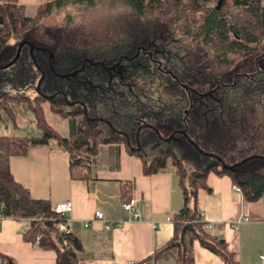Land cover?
<instances>
[{"label": "trees", "instance_id": "obj_1", "mask_svg": "<svg viewBox=\"0 0 264 264\" xmlns=\"http://www.w3.org/2000/svg\"><path fill=\"white\" fill-rule=\"evenodd\" d=\"M90 1L46 0L30 19L16 0L0 1V67L24 41L47 50L24 45L14 65L0 69V119L2 112L11 115L9 103L23 104L41 132L0 136V214L29 220L24 240L53 251L55 264H78L81 241L57 228L65 221L47 201L32 199L14 181L9 158L55 141L68 154L69 176L91 182L90 157L99 146L124 144L141 159L146 176L172 171L182 192L173 235L154 251V261L195 264L197 242L223 264H239L200 217L198 191L208 189L212 172L229 176L246 203L264 196V0H221L219 8L220 0H108L118 12L108 32L119 46L104 60L87 54L74 28L46 27L47 41L34 42L37 25L50 12ZM140 47L150 54H139ZM121 57L127 59L111 69ZM87 59L95 64L78 75L56 76L80 69ZM45 104L68 119V137L47 123ZM120 191L121 202H128L131 184L121 182ZM0 264L12 263L0 255Z\"/></svg>", "mask_w": 264, "mask_h": 264}, {"label": "crops", "instance_id": "obj_2", "mask_svg": "<svg viewBox=\"0 0 264 264\" xmlns=\"http://www.w3.org/2000/svg\"><path fill=\"white\" fill-rule=\"evenodd\" d=\"M16 2L25 8V16L30 19L36 7L46 0ZM10 110L14 129L21 131L22 126L28 125L41 136L26 105ZM52 114L45 110L48 124L50 117L60 118ZM90 163L93 181L72 179L67 152L50 141L47 146L30 147L23 156L10 157L9 169L14 181L32 199L47 201L51 207L71 203L67 227L82 244L78 264H129L145 259L164 246L173 235L172 217L183 207L182 192L174 173L165 171L146 176L141 159L130 154L124 144L100 145L98 153L90 157ZM123 181L131 184L130 199L137 201L138 221H128V214L122 210L120 183ZM206 182L208 189L198 191L202 220L227 244L239 264H264V196L257 202L246 203L242 192L233 189L234 184L227 175L211 172ZM96 211L103 213L104 220L94 219ZM243 218L247 221H241ZM88 222L90 225L85 227ZM115 222L120 225L105 228L106 224ZM28 228V220L1 222L0 255L12 264H55L53 251L41 250L24 240ZM193 255L195 264H223L197 242ZM155 264L174 262L161 260Z\"/></svg>", "mask_w": 264, "mask_h": 264}, {"label": "rangeland", "instance_id": "obj_3", "mask_svg": "<svg viewBox=\"0 0 264 264\" xmlns=\"http://www.w3.org/2000/svg\"><path fill=\"white\" fill-rule=\"evenodd\" d=\"M0 1L4 2L5 0ZM108 2V0H92L90 3L83 4L67 2L61 11L53 10L40 21L33 33L34 42L42 44V42L47 41V37L43 34L46 27L74 28L82 46H86L84 48L89 49L87 53L89 56L92 58L97 57L101 60L107 59L114 55L115 50L119 46V39L115 35L111 39L108 32V23L114 19L116 13L118 14L115 9L107 7ZM259 65L264 67V60L260 61ZM9 106L10 108H17L18 105L9 103ZM44 108L46 111L49 110L47 104L44 105ZM57 116L60 118L55 119L49 116V125L60 135L68 137L70 134L68 119H64L60 114H57ZM10 118L11 116L7 112L1 113L0 136L12 135L21 137L24 135L30 138L40 137V134H37L38 132L35 133L28 125L22 126V130L17 131L14 129ZM79 119L77 118V120ZM171 170H173V167H171Z\"/></svg>", "mask_w": 264, "mask_h": 264}, {"label": "built area", "instance_id": "obj_4", "mask_svg": "<svg viewBox=\"0 0 264 264\" xmlns=\"http://www.w3.org/2000/svg\"><path fill=\"white\" fill-rule=\"evenodd\" d=\"M233 189L237 192H240V188H238L235 185L233 186ZM121 207H122L123 212L128 214V221H138L140 219V214L137 210V201L135 199H130L128 202L122 203ZM71 209H72V207H71L70 202L59 203V204H56V205L51 207V210L53 213L59 215L61 218L64 219L65 223L58 224L57 228L61 232L66 233V234L70 233L69 228L67 227V217L69 216ZM200 217H202V214H200ZM6 219L7 218L3 217L0 214V223ZM94 219L95 220H104L103 213L100 211H96L94 213ZM167 220L170 221L169 218H167ZM241 221H247V219L243 218V219H241ZM29 224H30V221H29ZM238 224H239V222H237L236 225H234V227L236 228V226ZM89 225L90 224L88 222L85 224V227H88ZM119 225H120V222L108 223L105 225V228L108 229L110 227H118ZM153 227L155 228L156 226L154 225ZM207 227H208V229H210V225H207ZM26 231H25V233H26ZM129 264H155V261L153 259V254H151L148 257H146L145 259H142L140 261H131Z\"/></svg>", "mask_w": 264, "mask_h": 264}, {"label": "water", "instance_id": "obj_5", "mask_svg": "<svg viewBox=\"0 0 264 264\" xmlns=\"http://www.w3.org/2000/svg\"><path fill=\"white\" fill-rule=\"evenodd\" d=\"M220 4H221V0L218 2L216 8H219V5H220ZM24 45L30 47V49H31L32 51H38V52L47 51V50L44 49V48H40V47L35 46L33 43H31V42H29V41H24V42L20 43V45L18 46L17 51H16V55H15L14 59H13L9 64L0 67L1 70L7 69L8 67L14 65V63L18 60L19 55H20V51H21V49H22V47H23ZM49 57H50V56H49ZM123 58L127 59L126 57H121V58H119L118 62H117L112 68L118 66V65L122 62ZM85 64L93 65V62H91L90 60H85ZM85 64H84L80 69H78V70H76V71H74V72H72V73H70V74H59V75H56V76H57L58 78H61V79H69V78H71V77H74V76L78 75L79 73H81V72L84 70V68H85ZM234 79H235V77H234ZM182 87H183L184 89H186V90L188 89V87L185 86V85H182ZM206 95H207V94H202V95H200V96L204 97V96H206ZM170 138H172V136H171ZM168 140H169V139H167L166 141H168ZM196 149H197V148H196ZM200 153H201L202 155H204V156L213 157L212 154L203 153V152H201V151H200ZM228 169L232 170L233 167H228Z\"/></svg>", "mask_w": 264, "mask_h": 264}, {"label": "flooded vegetation", "instance_id": "obj_6", "mask_svg": "<svg viewBox=\"0 0 264 264\" xmlns=\"http://www.w3.org/2000/svg\"><path fill=\"white\" fill-rule=\"evenodd\" d=\"M139 54L141 53V54H145V53H148V54H150V52H149V50H146V49H144L143 47H140L139 49H138V51H137ZM95 63H93V65H94ZM85 66H86V64H85ZM105 68H107V67H105ZM111 69H113L112 67H111ZM241 75H243V76H248L246 73H241ZM77 104H80V102H77ZM76 104H73V103H69V102H67L66 103V107H73V106H75ZM114 132H116V130H114ZM119 133H121V134H123V132H121V131H119Z\"/></svg>", "mask_w": 264, "mask_h": 264}, {"label": "clouds", "instance_id": "obj_7", "mask_svg": "<svg viewBox=\"0 0 264 264\" xmlns=\"http://www.w3.org/2000/svg\"><path fill=\"white\" fill-rule=\"evenodd\" d=\"M129 7H131V6L129 5ZM61 19H63V17H61Z\"/></svg>", "mask_w": 264, "mask_h": 264}]
</instances>
